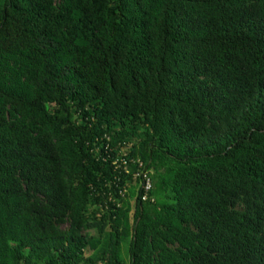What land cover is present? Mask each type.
I'll return each mask as SVG.
<instances>
[{
    "label": "trees",
    "instance_id": "16d2710c",
    "mask_svg": "<svg viewBox=\"0 0 264 264\" xmlns=\"http://www.w3.org/2000/svg\"><path fill=\"white\" fill-rule=\"evenodd\" d=\"M0 264H264V0H0Z\"/></svg>",
    "mask_w": 264,
    "mask_h": 264
},
{
    "label": "built area",
    "instance_id": "2783aa9c",
    "mask_svg": "<svg viewBox=\"0 0 264 264\" xmlns=\"http://www.w3.org/2000/svg\"><path fill=\"white\" fill-rule=\"evenodd\" d=\"M141 174H138L137 176H140ZM144 179V184H143V190H144V199L147 198V194L150 192L152 188V182L151 179L149 178V175L147 173H144L142 175Z\"/></svg>",
    "mask_w": 264,
    "mask_h": 264
}]
</instances>
